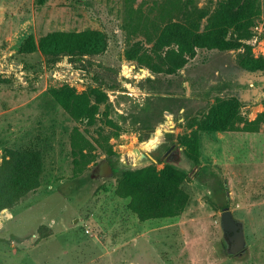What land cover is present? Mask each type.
<instances>
[{"label": "rangeland", "instance_id": "rangeland-1", "mask_svg": "<svg viewBox=\"0 0 264 264\" xmlns=\"http://www.w3.org/2000/svg\"><path fill=\"white\" fill-rule=\"evenodd\" d=\"M191 1L212 10L218 0ZM155 2L0 0V160L6 148L36 149L42 157L37 190L0 212V264H264V121L255 133H199L196 165L177 143L216 99L236 100L240 116L253 121L263 112L264 72L238 67L233 51L196 50L181 69L166 73L163 52L123 29L129 5L143 14L151 10L154 20ZM255 2L259 16L247 44L254 57L264 58V0ZM83 30L102 33L100 54L51 60L39 51L18 52L29 35L36 42L50 32ZM126 52L159 71L127 59ZM124 64L140 70L133 75L141 79L127 81L137 96L123 87ZM254 80L261 86L252 89ZM61 86L105 96L93 125L75 123L50 98L48 89ZM73 128L90 143L93 157L80 174L72 171ZM107 136L112 154L106 156L98 143ZM168 148L178 158L168 160ZM170 163L188 174L181 185L185 209L174 218L139 222L127 200L113 195L116 177ZM225 207L243 226L246 252L240 257L226 256L222 246Z\"/></svg>", "mask_w": 264, "mask_h": 264}, {"label": "trees", "instance_id": "trees-1", "mask_svg": "<svg viewBox=\"0 0 264 264\" xmlns=\"http://www.w3.org/2000/svg\"><path fill=\"white\" fill-rule=\"evenodd\" d=\"M152 6L156 11L154 20L149 18L151 10L143 14L139 9L132 10L129 5L124 12L123 29L133 35H141L155 52H163L161 60L167 66L166 73L181 69L194 57L196 50L233 51L236 52L235 63L241 69L264 71V58L254 57L247 44L259 16L255 0H218L212 10L197 8L191 0H159ZM104 46V37L99 31H55L36 42L31 35L27 36L18 52L31 54L39 51L53 60L61 55H97ZM125 55L129 60L143 63L152 72L159 71L136 57L135 52H126ZM47 93L72 121L87 126L94 124L99 106L105 102V96L94 90L76 94L73 89L61 86L50 88ZM262 107L263 112L248 122L240 116L236 100L216 99L205 115L192 119L186 125L188 134L177 139L184 158L193 165L198 163L199 132H257L264 121V102ZM117 135L112 133L109 137ZM109 137L104 139L103 145L98 143L106 156L112 154L105 143ZM69 147L73 174H80L92 161L91 145L77 128H73L69 135ZM41 174L42 157L39 150L4 149L0 160V212L14 208L26 195L37 190ZM187 178L184 170L171 163L164 164L159 170L153 166L125 170L115 179L113 195L127 200V210L139 222L174 218L183 212L188 202V195L181 188Z\"/></svg>", "mask_w": 264, "mask_h": 264}, {"label": "water", "instance_id": "water-1", "mask_svg": "<svg viewBox=\"0 0 264 264\" xmlns=\"http://www.w3.org/2000/svg\"><path fill=\"white\" fill-rule=\"evenodd\" d=\"M219 226L222 233V241L225 243V255L232 257L244 255L246 243L242 223L234 219L227 208L223 209L219 214Z\"/></svg>", "mask_w": 264, "mask_h": 264}, {"label": "built area", "instance_id": "built-area-1", "mask_svg": "<svg viewBox=\"0 0 264 264\" xmlns=\"http://www.w3.org/2000/svg\"><path fill=\"white\" fill-rule=\"evenodd\" d=\"M135 69L137 70V71H140L138 68H136L135 66H133V65H129V64H124V65H122L121 66V69H120V77H121V80H123L122 81V83H124V85H123V87H124V89H126L127 91V95L128 96H137V94L139 93V92H135L134 91V89L133 88H131L130 87V83H128L127 84V81H128V78L129 77H132V79L133 80H135L136 81V79L138 78H140V77H136L135 75H133V72L135 71ZM142 71V70H141ZM137 74V73H136ZM145 75H147L148 76V73L146 72V74ZM141 79V78H140ZM83 232H84V234H86V235H90L91 233H90V231H89V229L88 228H85L84 230H83Z\"/></svg>", "mask_w": 264, "mask_h": 264}, {"label": "flooded vegetation", "instance_id": "flooded-vegetation-1", "mask_svg": "<svg viewBox=\"0 0 264 264\" xmlns=\"http://www.w3.org/2000/svg\"><path fill=\"white\" fill-rule=\"evenodd\" d=\"M254 73V72H253ZM261 86V82H259V81H257V80H254L253 82H252V84L250 85V87L252 88V89H256V88H258V87H260ZM167 159L168 160H172L173 158H178V156L176 157V155H175V153L173 152V149H171V148H168L167 149ZM174 155H175V157H174ZM174 162V161H173ZM222 246L224 247V249H225V243L224 242H222Z\"/></svg>", "mask_w": 264, "mask_h": 264}, {"label": "crops", "instance_id": "crops-1", "mask_svg": "<svg viewBox=\"0 0 264 264\" xmlns=\"http://www.w3.org/2000/svg\"><path fill=\"white\" fill-rule=\"evenodd\" d=\"M199 133H201V132H199ZM216 133H219V132H216ZM198 139H199V134H198ZM199 146H200V143H199Z\"/></svg>", "mask_w": 264, "mask_h": 264}, {"label": "bare ground", "instance_id": "bare-ground-1", "mask_svg": "<svg viewBox=\"0 0 264 264\" xmlns=\"http://www.w3.org/2000/svg\"><path fill=\"white\" fill-rule=\"evenodd\" d=\"M158 134H159V133H158ZM129 156H130V154H129ZM132 159H133V158H132ZM132 159H131V160H132Z\"/></svg>", "mask_w": 264, "mask_h": 264}]
</instances>
